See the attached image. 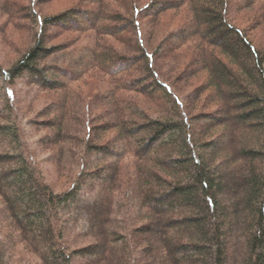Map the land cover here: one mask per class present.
Masks as SVG:
<instances>
[{"label":"trees","instance_id":"16d2710c","mask_svg":"<svg viewBox=\"0 0 264 264\" xmlns=\"http://www.w3.org/2000/svg\"><path fill=\"white\" fill-rule=\"evenodd\" d=\"M0 1L6 23L29 21L35 40L0 69V264H16L17 247L34 264H264V49L232 23L256 4L247 19L264 30V0H72L49 18L35 14L46 0ZM185 5L182 23L148 51L163 15ZM48 29L74 36L45 48ZM184 58L176 73L157 65ZM190 66L205 81L179 97L176 75ZM23 78L57 96L38 114L55 131L36 146L56 147L62 191L47 182L50 161L36 158L11 105ZM75 85L95 91L85 105L101 112H82L85 94ZM210 90L217 104L197 109ZM135 96L163 113L151 118ZM49 123L27 124L40 132ZM70 124L82 135L68 136Z\"/></svg>","mask_w":264,"mask_h":264},{"label":"rangeland","instance_id":"374dc122","mask_svg":"<svg viewBox=\"0 0 264 264\" xmlns=\"http://www.w3.org/2000/svg\"><path fill=\"white\" fill-rule=\"evenodd\" d=\"M15 1L18 3V5L23 6V7H30L31 5V0H11ZM45 1V0H44ZM72 0H46L44 4L41 5H36V10L35 14L40 16V17H54L58 13L64 12V9L67 8ZM147 0H141L140 4H146ZM236 3L231 4V6H235ZM256 4L253 5L250 8H240L238 9L234 15H232L233 19V24L237 27H239L241 30H246L247 34L252 38L254 41L256 47L259 50L264 49V30L262 28H255L253 29L252 25L250 22H248L249 19L248 17L251 18L252 16L254 17V12H256ZM2 3L0 1V69L2 70H7L9 67L12 66L16 61L20 60L22 55L25 53L27 49H30L34 47L35 45V40L32 38L31 32L34 30L32 27L33 25L29 21H17V22H12V25L9 23H6V17L2 15ZM188 12V6L185 5L184 8L181 9V13L178 15H172V11H168L165 15H163V25L161 27H158L157 29H154V33L150 38H148V42L146 43V47H148V51L151 50L152 48H157L160 39L162 36L165 35V32L168 29L173 30V28L178 27L182 23V19L185 17V15ZM143 25V31L147 32L149 29V24L148 20H144L142 23ZM22 30H21V29ZM191 28H194L191 27ZM189 28L188 30H190ZM237 28V29H239ZM194 30V29H193ZM192 29L190 31H193ZM252 30V31H251ZM34 33V32H33ZM74 35L70 33H62L60 31H55L48 29V41H44V47H60L63 46L65 42H68V40L72 39ZM150 41V43H149ZM167 45H165L166 47ZM56 57L52 58L53 62L55 61ZM187 58L181 59L179 64L176 65V63L170 64L168 62H171L169 60L167 62V59L165 60H158V66H168L170 69H173L174 72L179 71L184 65L185 61ZM51 62L50 58L43 61L40 65V67H44L45 65H50ZM169 64V65H168ZM176 65V66H175ZM186 65V64H185ZM188 66V65H187ZM172 67V68H171ZM162 68V72L165 73L167 70H164V67ZM195 69L197 68L195 66H190L186 67V71L188 73H184L182 76H176V82L173 85L172 90L176 95L179 97L182 96L184 97L185 94L191 93L194 91V89L198 86H200L203 81H205L206 74H201L199 73L196 78H192L189 73H194ZM175 72V73H176ZM187 74V75H186ZM189 74V76H188ZM163 77L166 79L169 78L166 74H162ZM174 75H171L173 77ZM54 79L60 80V77L58 75L52 74L51 76ZM24 80H19L14 85L11 87L13 91V96L14 100H12L11 105L14 110L17 111V115L19 119L22 122L23 126V135L24 138L31 144L32 149L34 150V154L38 160H42L43 158L49 159L50 162L45 163L42 165V171L44 172V175L46 176L47 182L52 185V188H54L55 192L62 191L64 188L67 187L68 182L65 181L64 177H61L63 175L60 170H57V167H54L52 163V158L50 155L56 151L55 146H51V148L47 151L44 150L42 151L40 147L36 146V143L44 137V135H49L50 132L55 131L56 125L55 123H52L50 119L43 118V116L38 117L39 113H42L46 110H48L49 105H51L56 99L57 96L52 93L48 94H41L38 92L34 84H31L29 79L23 78ZM189 79V80H187ZM187 80V81H185ZM96 84V83H95ZM91 85V84H90ZM102 85V84H101ZM0 87H1V82H0ZM75 88L80 89V91L84 92V103H83V109L82 112L89 114V113H96L98 114L100 109L98 107H88L85 104H89V98L88 96L91 97V95L95 92L91 87L88 89L87 86L85 85H75ZM90 91V93H88ZM212 94L213 91H208L206 92L202 98L200 99L199 103L197 104V109L202 106V109L207 108V106H213L214 102L210 103V100L212 99ZM37 96V97H36ZM132 96V95H131ZM134 96V95H133ZM132 96V97H133ZM135 100H137V103L142 107V109L146 110L147 113H149L151 118L157 117L161 115L163 112H161L160 108L154 107L153 104L150 102L141 99L140 97L135 96ZM209 101V102H208ZM213 103V104H212ZM55 105L53 104L51 112H53L52 115L56 114L57 108L54 107ZM193 106H194V101H193ZM3 107V103L0 104V108ZM102 109V108H101ZM98 111V112H97ZM47 122L50 121V129H46L43 131L38 132L35 130V127L30 126L27 123L31 122ZM72 127V124H70L69 128L66 129V133H68V136L74 137L76 136H81L79 132L76 131V129H70ZM77 128V127H76ZM78 129V128H77ZM79 131V130H78ZM114 137V133H108L104 138L102 139L103 141L111 140ZM71 141L68 140L65 142V145L69 146ZM16 255L18 257H12L10 258L11 263H16V264H34L33 258H31L29 255H26L24 252H22V248L17 247L15 251ZM93 256L95 255L96 257L101 254V250L99 247L94 248L93 250Z\"/></svg>","mask_w":264,"mask_h":264}]
</instances>
